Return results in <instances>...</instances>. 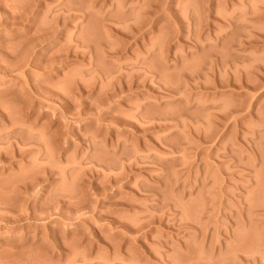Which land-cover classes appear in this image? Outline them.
<instances>
[{
  "label": "rangeland",
  "instance_id": "rangeland-1",
  "mask_svg": "<svg viewBox=\"0 0 264 264\" xmlns=\"http://www.w3.org/2000/svg\"><path fill=\"white\" fill-rule=\"evenodd\" d=\"M0 264H264V0H0Z\"/></svg>",
  "mask_w": 264,
  "mask_h": 264
}]
</instances>
